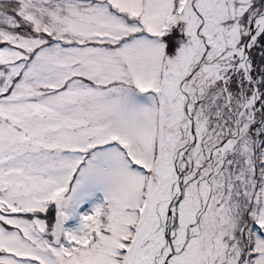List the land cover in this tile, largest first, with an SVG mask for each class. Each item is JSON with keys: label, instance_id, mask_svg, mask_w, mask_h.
Masks as SVG:
<instances>
[{"label": "snow or ice", "instance_id": "6c2138e0", "mask_svg": "<svg viewBox=\"0 0 264 264\" xmlns=\"http://www.w3.org/2000/svg\"><path fill=\"white\" fill-rule=\"evenodd\" d=\"M0 264H264V0H0Z\"/></svg>", "mask_w": 264, "mask_h": 264}]
</instances>
